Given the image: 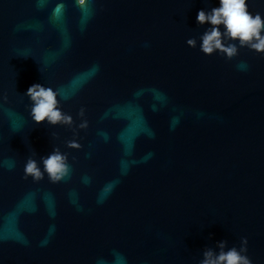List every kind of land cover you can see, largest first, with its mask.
<instances>
[{
  "label": "water",
  "instance_id": "obj_1",
  "mask_svg": "<svg viewBox=\"0 0 264 264\" xmlns=\"http://www.w3.org/2000/svg\"><path fill=\"white\" fill-rule=\"evenodd\" d=\"M218 6L0 0V264H200L243 237L264 264V54L186 43ZM35 83L61 91L72 127L32 121ZM55 147L70 176L24 179Z\"/></svg>",
  "mask_w": 264,
  "mask_h": 264
},
{
  "label": "clouds",
  "instance_id": "obj_2",
  "mask_svg": "<svg viewBox=\"0 0 264 264\" xmlns=\"http://www.w3.org/2000/svg\"><path fill=\"white\" fill-rule=\"evenodd\" d=\"M85 0H79L84 4ZM196 21L199 25H209L199 37L187 40V44L200 50L206 55H214L219 52L228 60L239 54V49L247 47L258 54H264V15L260 12L249 10V0H219V6L211 10L198 11ZM245 69L243 63L238 65ZM30 100L29 112L36 124L47 123L52 126L63 125L72 127L75 123L72 115L62 109L61 91L51 86L40 83L31 85L26 92ZM64 99H67L65 96ZM85 109L81 108L79 116L82 122L79 129L88 127V121L84 119ZM75 131V129H74ZM78 135V133H77ZM68 148L79 149L81 145L77 139L67 142ZM36 153L29 156L24 165V179L32 178L34 182L44 179L45 174L51 183H59L70 176L72 172L68 154L55 147L47 156L35 158ZM110 191V188L107 189ZM215 248H206L200 264H253L248 253V239H241L240 247L229 248L228 241H219Z\"/></svg>",
  "mask_w": 264,
  "mask_h": 264
}]
</instances>
